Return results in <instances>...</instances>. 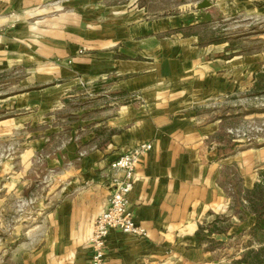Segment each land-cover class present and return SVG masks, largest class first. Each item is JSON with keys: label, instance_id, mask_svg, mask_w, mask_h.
Returning a JSON list of instances; mask_svg holds the SVG:
<instances>
[{"label": "crops", "instance_id": "obj_1", "mask_svg": "<svg viewBox=\"0 0 264 264\" xmlns=\"http://www.w3.org/2000/svg\"><path fill=\"white\" fill-rule=\"evenodd\" d=\"M145 1L0 0V74L24 71L38 87L13 97L18 108L36 110L0 121V135L36 127L21 163L27 168L36 153L53 180L49 210L15 264H92L89 239L107 206L110 164L145 142L152 149L128 201L146 236L110 231L104 264H231L196 245L198 228L230 218L223 241L255 223L250 212L248 221L233 214L227 172L253 187L264 146L233 144L232 115L219 114L254 80L247 65L243 73L236 57H225V41L202 38L228 0H208L204 10L201 0L179 3L173 13L164 5L150 13ZM69 101L79 106L68 111ZM62 109L64 140L50 150Z\"/></svg>", "mask_w": 264, "mask_h": 264}, {"label": "rangeland", "instance_id": "obj_2", "mask_svg": "<svg viewBox=\"0 0 264 264\" xmlns=\"http://www.w3.org/2000/svg\"><path fill=\"white\" fill-rule=\"evenodd\" d=\"M192 0H149L145 1L146 8L150 11L161 9V5L168 7V12L173 13V7L179 3L189 4ZM143 3V2H142ZM224 15L216 16L213 20L211 29L202 33L205 41H225L227 59L236 57L238 66L245 73L246 65L249 67V77H253L254 82L249 88L243 89L227 99L226 107L222 106L219 114L229 112L232 115V128L243 129L244 131H254L259 126L263 130L250 135L257 137L258 140L246 144L233 142L236 145L245 146L243 148H259L264 146V0H228L222 5ZM151 13V12H150ZM224 48V51H225ZM221 56V55H219ZM245 62V64H244ZM10 70L0 74V121L13 119L21 113L34 111L35 108L28 110L18 108L12 104L13 97L17 95L36 91V82L30 78L26 80L24 71ZM240 74V73H239ZM237 77V76H234ZM238 77H241L238 76ZM24 80V82H20ZM22 102L20 103V105ZM68 111L79 106L76 102H67ZM19 105V106H20ZM230 105L232 106L230 108ZM231 110V111H230ZM65 109L56 114L57 120L53 127H61V134L54 140L50 150L58 147L64 140ZM71 117V116H70ZM72 119H68L70 122ZM36 125V123H35ZM12 130L9 135H0V264H15L17 249L23 243H31L28 240L29 231L37 229L42 222L45 214L49 210V190L53 183L50 172L46 169L44 160L36 158V153L30 158L29 165L24 169L21 163V155L24 153L25 146L29 140L36 139V127L23 125ZM43 128H49L47 125ZM4 130L0 128V133ZM48 130V129H47ZM5 131V130H4ZM49 145V143H48ZM9 166H8V165ZM264 172L260 170V175ZM230 174L228 183L231 185L233 214L239 219L248 221V204L246 202L247 192L253 187L246 189L243 187L240 174L234 168ZM254 186V185H253ZM243 207V208H242ZM219 222L217 227L225 233L230 228V218L217 217ZM210 224L201 227L208 228ZM240 231L239 237L223 240L219 237L224 233H215V236L205 240L203 244L206 249L214 251V257L219 260H230L231 264L239 260L247 250L249 244H253L249 235L250 229ZM220 239V240H219ZM253 248H257L254 244Z\"/></svg>", "mask_w": 264, "mask_h": 264}, {"label": "built area", "instance_id": "obj_3", "mask_svg": "<svg viewBox=\"0 0 264 264\" xmlns=\"http://www.w3.org/2000/svg\"><path fill=\"white\" fill-rule=\"evenodd\" d=\"M263 126V125H262ZM259 126L254 131L231 128L228 135L233 142L251 144L258 140L251 136L263 130ZM152 149L149 142L141 143L130 149L110 164V194L104 211L95 219L89 239L92 250V264H104L105 239L110 231L116 230L136 237H145L146 230L135 223L129 208L128 197L136 182V168L141 159Z\"/></svg>", "mask_w": 264, "mask_h": 264}, {"label": "trees", "instance_id": "obj_4", "mask_svg": "<svg viewBox=\"0 0 264 264\" xmlns=\"http://www.w3.org/2000/svg\"><path fill=\"white\" fill-rule=\"evenodd\" d=\"M247 195L249 212L255 217V223L249 231L253 244H249L241 258L233 264H264V172L260 175V182L256 183ZM218 222L219 219H216L208 228H198L195 234L196 245L208 240L212 234L225 233L224 230L218 229ZM254 244L257 248H253Z\"/></svg>", "mask_w": 264, "mask_h": 264}, {"label": "water", "instance_id": "obj_5", "mask_svg": "<svg viewBox=\"0 0 264 264\" xmlns=\"http://www.w3.org/2000/svg\"><path fill=\"white\" fill-rule=\"evenodd\" d=\"M211 7V3L208 0H201V3L197 5L198 10H204Z\"/></svg>", "mask_w": 264, "mask_h": 264}]
</instances>
